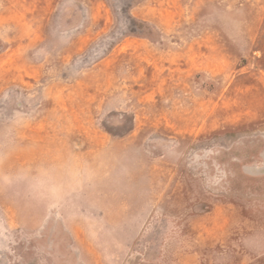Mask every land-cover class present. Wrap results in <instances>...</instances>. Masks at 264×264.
Segmentation results:
<instances>
[{"label": "rangeland", "instance_id": "374dc122", "mask_svg": "<svg viewBox=\"0 0 264 264\" xmlns=\"http://www.w3.org/2000/svg\"><path fill=\"white\" fill-rule=\"evenodd\" d=\"M0 264H264V0H0Z\"/></svg>", "mask_w": 264, "mask_h": 264}]
</instances>
